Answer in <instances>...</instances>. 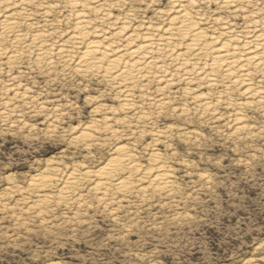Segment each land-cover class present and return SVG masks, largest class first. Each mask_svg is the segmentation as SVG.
<instances>
[{
	"label": "rangeland",
	"instance_id": "obj_1",
	"mask_svg": "<svg viewBox=\"0 0 264 264\" xmlns=\"http://www.w3.org/2000/svg\"><path fill=\"white\" fill-rule=\"evenodd\" d=\"M7 1L0 14L10 8ZM48 1L53 8L45 28L55 47L72 29L73 12L66 0ZM95 1L100 9L88 16L100 36L115 33L123 21L128 34L147 22L162 27L174 2L217 33L223 31L213 22L217 17L237 34L264 30V0L228 6L218 0ZM53 60L48 65L32 50H20L16 62L0 58V264H264V70L252 79L262 98H246L241 87H207L198 74L185 84L162 57L173 83L140 81L125 108L120 88L102 76ZM197 94L207 96V109ZM230 99L245 102L240 120ZM88 127L86 141L80 136ZM119 144L142 167L150 165V154H161L173 187H149L140 172L132 177L136 188L125 195L112 188L102 199L92 179L81 181L73 199L59 196L60 182L46 191L30 187L49 161L61 174L78 166L97 169Z\"/></svg>",
	"mask_w": 264,
	"mask_h": 264
},
{
	"label": "bare ground",
	"instance_id": "obj_2",
	"mask_svg": "<svg viewBox=\"0 0 264 264\" xmlns=\"http://www.w3.org/2000/svg\"><path fill=\"white\" fill-rule=\"evenodd\" d=\"M5 1L0 0V6ZM37 1L8 0L10 8L8 5L1 7V13L4 11L0 14V58L5 57L8 63L16 62L20 50H32L38 59L46 61L48 65H52L54 58L73 62L78 72H91L102 76L120 88L119 94L125 108L133 105L132 87L135 84L156 78V81L169 85L173 83L175 74L185 84H190L198 74L207 87L224 82L229 83L223 84L224 92L238 86L246 98H262V91L252 85V79L256 72L264 70V30L257 31L248 27V30L237 34L229 27L231 24L228 21L217 17L213 19L214 24L219 23L223 28V31L217 33L208 27L200 26L203 20L200 14L188 9L184 4L174 2L172 13L167 16V21L162 27L147 22L143 27H134L128 34L124 29L129 22L123 21V25L115 33L100 36L96 34L95 28L92 29L88 16L90 11L99 10L100 4L97 5L95 0H66L73 12V26L65 39L54 47L51 43L48 44L49 31L45 28L50 22L47 14L53 5L48 0ZM218 1L222 6L234 2ZM32 5L40 7L36 10ZM32 10L42 18V25L34 21ZM102 15L108 16V12ZM22 26L34 30L29 34L23 33ZM96 36L101 39L92 38ZM5 45H11L14 50L6 52ZM162 57L172 63L175 74L167 73V65L161 60ZM156 73H167L170 77ZM192 73L195 75H191ZM195 97L199 106L207 109L210 104L206 102L207 96L197 94ZM233 102L232 99L228 101L229 104H234ZM244 104L245 102L235 103L236 120H240L239 110ZM238 123L243 126L242 122ZM104 125H107L112 133H116L107 122ZM89 131L92 129L84 128L80 137L87 141L91 136ZM150 160L149 166L142 167L132 150L119 144L107 163L97 169L78 166L67 174H61L57 165L49 161V167L32 177L29 185L31 188L46 191L48 187L60 182L57 189L59 196L63 199H73L81 181L92 179L93 192L102 199L107 197L112 188L123 195L136 188L138 179L132 177L140 172V178L148 179L149 187L171 189L174 183L172 171L161 154L153 152L150 154ZM47 197L45 195L44 199Z\"/></svg>",
	"mask_w": 264,
	"mask_h": 264
}]
</instances>
